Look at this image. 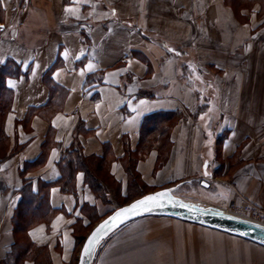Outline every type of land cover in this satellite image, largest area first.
<instances>
[{"label": "crops", "instance_id": "0c3cea01", "mask_svg": "<svg viewBox=\"0 0 264 264\" xmlns=\"http://www.w3.org/2000/svg\"><path fill=\"white\" fill-rule=\"evenodd\" d=\"M238 2L0 0V71L8 59L20 69L5 80L0 264L23 233L47 255L29 248L22 264H73L77 235L139 193L126 163L136 155L145 190L264 207V0ZM159 112L178 114L158 132L162 163L157 149L141 158L143 122ZM75 149L95 158L96 190L80 166L69 178ZM18 208L38 219L20 232ZM93 264H264V246L146 215L114 230Z\"/></svg>", "mask_w": 264, "mask_h": 264}, {"label": "water", "instance_id": "95a60500", "mask_svg": "<svg viewBox=\"0 0 264 264\" xmlns=\"http://www.w3.org/2000/svg\"><path fill=\"white\" fill-rule=\"evenodd\" d=\"M203 184L207 185V183ZM175 189L176 186H171L145 193L117 207L107 216L99 220L84 238L76 264H93L99 247L114 230L135 218L146 215L177 217L211 228L220 229L233 235L252 240L264 246L263 223L230 213L223 207L217 205L185 200L174 193ZM160 193H166L167 195L161 196L159 203L152 205L151 210L145 211L141 209L139 212L123 217L117 222H112L111 218L116 216V213H118L121 209L129 207L137 201L143 200L145 197L155 196ZM105 221H109L110 227L106 232L99 234L95 242L91 245L89 253L85 255L84 249L89 246V239L93 236L96 230L104 224Z\"/></svg>", "mask_w": 264, "mask_h": 264}, {"label": "trees", "instance_id": "16d2710c", "mask_svg": "<svg viewBox=\"0 0 264 264\" xmlns=\"http://www.w3.org/2000/svg\"><path fill=\"white\" fill-rule=\"evenodd\" d=\"M172 49V48H171ZM173 52H175L178 56H188V51L182 47L175 48L173 47ZM20 74L19 65L15 63L13 60L8 59L4 64L1 65V71H0V112L4 111L8 108V104L10 102L9 96L7 91H5V80L8 76H14L17 77ZM212 85V84H211ZM178 118V114L176 112H159L148 115L142 126L141 130V144H144L147 142L145 140L146 138H151V134L155 132L156 130H159L160 132H163L164 134H167L169 132V128L171 127L173 121H175ZM166 121L168 125L163 122ZM163 122V123H162ZM168 127H166V125ZM0 136H2V128L0 127ZM165 138H167L165 136ZM167 143L169 144V139L167 138ZM75 155L73 157V163L72 161L68 160V172L69 178L73 174L74 170L80 166L84 171L85 175L87 176V181L91 187H93L94 190L97 189L99 184V179L95 174L91 171L89 166L90 159H95L93 157H86L82 155L79 151V149L74 150ZM137 159V155L133 156V158L130 159V164L127 166L131 184L135 189H139V193L136 196L132 197H139L145 193H148L150 191H146L144 189V184L142 183L139 173L135 169V162ZM32 194V193H30ZM34 200V197L31 195H28V198L26 202L31 203ZM25 212L22 211V209H17V217L18 221H16V231L20 232L27 224L31 223L33 221L32 218H25ZM22 237V235H19ZM19 236H17V240L12 248V250L9 252L7 259L5 260L6 264H21L24 257L28 254L27 250H29V244H31L27 239H19ZM86 236V235H85ZM85 236L82 238V242L85 238ZM81 236L77 235V243Z\"/></svg>", "mask_w": 264, "mask_h": 264}, {"label": "rangeland", "instance_id": "374dc122", "mask_svg": "<svg viewBox=\"0 0 264 264\" xmlns=\"http://www.w3.org/2000/svg\"><path fill=\"white\" fill-rule=\"evenodd\" d=\"M238 5H241V4H246V3H244V2H240V0H239V2L237 3ZM4 117H5V113H4V111H2V112H0V127L2 128L3 127V122H4ZM158 132H159V130H156L155 132H153L152 134H151V138H146L145 140H147V142H145L144 144H142V147H141V151H142V153H141V158H145V157H147V155H148V153L150 152V150H152V149H157V151H158V161H157V163L159 162V163H162V162H164V161H166V159H167V157H168V155H169V150H170V144H168L167 143V138H165V136H164V134L162 133L161 135H159L158 134ZM2 139V137L0 136V140ZM3 140V139H2ZM130 159L131 158H128L127 159V161H126V163H127V166H129V164H130ZM192 190H194V188H196V187H194V186H191L190 187ZM149 190H152V189H148V190H146V191H149ZM197 190V189H196ZM197 191H199V189L197 190ZM180 191L179 190H177L176 191V194L177 193H179ZM200 192H201V190H200ZM205 191H202V193L204 194V195H206V193H204ZM180 194V193H179ZM207 196H209L208 194H207ZM194 199L193 200H189V201H194V202H197V200H202L203 202H207L208 203V201H206L205 199H203V198H201V197H198L197 195H196V197H193ZM185 200H188V199H185ZM196 200V201H195ZM126 201H123L122 203H125ZM245 202V201H244ZM244 202H241V203H238V204H236V203H232V204H230V205H227V206H222L226 211H229L230 213H233L232 212V210H234V209H236V207L237 206H241V205H243L244 204ZM209 204H212V203H209ZM220 206V207H221ZM233 214H235V213H233ZM35 221L34 222H37V220L38 219H34ZM33 222V221H32ZM34 222H33V224H34ZM32 224V223H31ZM80 233H82V234H80L79 236H81L80 237V239L78 240V243H77V248H76V250H75V253H74V258H73V264H76L77 263V259H78V254H79V251H80V248H81V245H82V238L85 236V235H87V233H88V229H85L83 232H80ZM23 239V240H26L27 239V236H25V234L23 233L22 234V237L21 236H19V239ZM28 240V239H27ZM30 246H29V248L30 249H32V251L31 252H29V254H28V256H33V257H36V258H38V257H40L41 255H43V253L42 252H44L43 250L41 251V252H39V248H36L35 246H33L32 244H29ZM45 253V255H47V253L46 252H44ZM47 257V256H46ZM25 258V257H24ZM39 259V258H38ZM23 261V260H22ZM21 264H22V262H20ZM4 264H6L5 262H4Z\"/></svg>", "mask_w": 264, "mask_h": 264}, {"label": "snow or ice", "instance_id": "6c2138e0", "mask_svg": "<svg viewBox=\"0 0 264 264\" xmlns=\"http://www.w3.org/2000/svg\"><path fill=\"white\" fill-rule=\"evenodd\" d=\"M67 11H74V9H67ZM167 195L166 193H160L156 194L155 196H148L145 197L143 200L137 201L136 203L132 204L131 206L121 209L118 213H116V216L112 217V222H117L121 220V218L126 217L130 214L137 213L141 209L148 211L151 210V206L154 204H158L160 201L161 196ZM110 227L109 221H105L104 224H102L96 232L93 234V236L89 239V246L84 249L85 255H87L90 251L91 245L95 242L97 237L100 233L106 232L108 228Z\"/></svg>", "mask_w": 264, "mask_h": 264}, {"label": "built area", "instance_id": "2783aa9c", "mask_svg": "<svg viewBox=\"0 0 264 264\" xmlns=\"http://www.w3.org/2000/svg\"><path fill=\"white\" fill-rule=\"evenodd\" d=\"M233 213L264 224V207L246 200L243 205L232 210Z\"/></svg>", "mask_w": 264, "mask_h": 264}, {"label": "bare ground", "instance_id": "6f19581e", "mask_svg": "<svg viewBox=\"0 0 264 264\" xmlns=\"http://www.w3.org/2000/svg\"><path fill=\"white\" fill-rule=\"evenodd\" d=\"M237 215V214H236ZM240 216V215H239ZM88 234V233H87ZM86 237V236H85ZM83 243V242H82Z\"/></svg>", "mask_w": 264, "mask_h": 264}]
</instances>
